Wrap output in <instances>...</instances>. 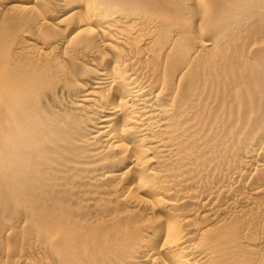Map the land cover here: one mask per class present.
Instances as JSON below:
<instances>
[{
    "label": "bare ground",
    "instance_id": "6f19581e",
    "mask_svg": "<svg viewBox=\"0 0 264 264\" xmlns=\"http://www.w3.org/2000/svg\"><path fill=\"white\" fill-rule=\"evenodd\" d=\"M0 264H264V0H0Z\"/></svg>",
    "mask_w": 264,
    "mask_h": 264
}]
</instances>
